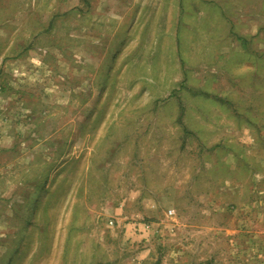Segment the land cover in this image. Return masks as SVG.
I'll return each mask as SVG.
<instances>
[{"label": "rangeland", "instance_id": "1", "mask_svg": "<svg viewBox=\"0 0 264 264\" xmlns=\"http://www.w3.org/2000/svg\"><path fill=\"white\" fill-rule=\"evenodd\" d=\"M0 264H264V0H0Z\"/></svg>", "mask_w": 264, "mask_h": 264}, {"label": "crops", "instance_id": "2", "mask_svg": "<svg viewBox=\"0 0 264 264\" xmlns=\"http://www.w3.org/2000/svg\"><path fill=\"white\" fill-rule=\"evenodd\" d=\"M245 129H247V128H244V133H246V132H245ZM230 166H231V164H230Z\"/></svg>", "mask_w": 264, "mask_h": 264}]
</instances>
